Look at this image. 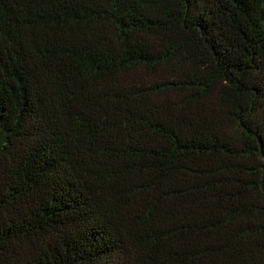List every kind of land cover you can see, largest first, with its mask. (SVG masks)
<instances>
[{
	"label": "trees",
	"instance_id": "obj_1",
	"mask_svg": "<svg viewBox=\"0 0 264 264\" xmlns=\"http://www.w3.org/2000/svg\"><path fill=\"white\" fill-rule=\"evenodd\" d=\"M0 264H264V0H0Z\"/></svg>",
	"mask_w": 264,
	"mask_h": 264
}]
</instances>
